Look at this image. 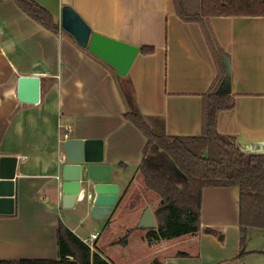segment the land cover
<instances>
[{
    "label": "crops",
    "instance_id": "obj_1",
    "mask_svg": "<svg viewBox=\"0 0 264 264\" xmlns=\"http://www.w3.org/2000/svg\"><path fill=\"white\" fill-rule=\"evenodd\" d=\"M34 1L52 14L58 30L31 18L14 0H0V156L17 157L14 212L0 214V259H57L60 222L113 264H149L155 258L187 264L191 256L200 264H229L240 251L237 186L202 188L200 228L194 233L154 239L149 229L136 227L143 208L154 214L156 207L133 202L145 194L138 165L147 138L125 113L139 112L159 134L200 135L202 97L218 74L211 47H220L223 76L216 91L232 94L234 106L218 112L216 129L247 150L263 148L264 16H211L207 38L198 22L176 14L173 0ZM63 5H71L92 31L153 51L138 50L127 74L119 75L60 27ZM31 74L40 78V99L21 102L17 79ZM64 133L102 139L104 162L118 185L106 217L62 206L53 178ZM154 162L172 179L162 150ZM85 192L93 197L91 189ZM91 233L97 237L89 239Z\"/></svg>",
    "mask_w": 264,
    "mask_h": 264
},
{
    "label": "trees",
    "instance_id": "obj_2",
    "mask_svg": "<svg viewBox=\"0 0 264 264\" xmlns=\"http://www.w3.org/2000/svg\"><path fill=\"white\" fill-rule=\"evenodd\" d=\"M31 18L56 31L52 14L34 0H14ZM176 14L183 21L198 22L204 34L211 32L207 20L211 16H264V0H173ZM88 50V49H87ZM218 66V74L209 91L203 94L200 135H163L154 132L143 116L127 111L131 120L147 140L143 158L138 165L145 186L159 196L154 210L157 226L148 230L154 239L172 238L194 233L200 228V201L205 186H237L239 190L240 251L249 229L264 232V147L247 150L234 136L221 134L216 129L219 111L234 106V96L217 92L223 76L221 48L211 47ZM139 51L150 53L152 46H140ZM123 95L126 93L122 90ZM162 150L183 173L185 184L180 186L154 162V154ZM219 239L222 234L205 228ZM57 259H0V264H113L97 249L80 239L60 222L57 228ZM149 264H162L157 258Z\"/></svg>",
    "mask_w": 264,
    "mask_h": 264
},
{
    "label": "water",
    "instance_id": "obj_3",
    "mask_svg": "<svg viewBox=\"0 0 264 264\" xmlns=\"http://www.w3.org/2000/svg\"><path fill=\"white\" fill-rule=\"evenodd\" d=\"M60 27L79 46L87 48L90 53L114 67L121 76L127 74L139 50L136 45L92 31L71 5L62 6ZM16 95L21 102L37 103L40 99L39 76L20 75ZM61 146L63 158L58 161V173L53 179L62 206L76 212H85L93 218L106 217L118 198V185L112 181L111 164L104 162L102 139L67 137ZM16 164V156H0V214L14 212ZM176 169L183 179V173ZM87 188L92 190L93 197L78 199ZM156 226L151 208L145 206L136 227L151 229Z\"/></svg>",
    "mask_w": 264,
    "mask_h": 264
},
{
    "label": "rangeland",
    "instance_id": "obj_4",
    "mask_svg": "<svg viewBox=\"0 0 264 264\" xmlns=\"http://www.w3.org/2000/svg\"><path fill=\"white\" fill-rule=\"evenodd\" d=\"M170 159V158H169ZM170 169H168L169 175L172 177L174 181H176L178 184V181H184V178L182 179L181 174L176 169L175 164L170 159ZM142 174V173H141ZM143 176V175H142ZM181 177V180L180 177ZM143 199H141V196L134 197L133 202L140 205V207L146 203L151 204L153 207H156L158 203L159 196L152 190L148 189L144 184V177H143ZM141 200V201H140ZM140 201V202H139ZM87 221H90L89 219ZM88 223L85 222L84 228L82 229V232H85V234L88 232ZM101 230V227L98 228V231ZM246 241L243 246V254L241 256H237L235 258H232L229 260V264H264V233L261 232L258 229H249L246 235ZM229 244L226 248V251H230L232 249V235L229 233ZM197 245V240L194 241L193 246ZM191 247V246H190ZM241 249V247H240ZM205 260V259H204ZM206 262V260H205ZM187 264H200L199 258L196 256H191L188 259H186Z\"/></svg>",
    "mask_w": 264,
    "mask_h": 264
},
{
    "label": "built area",
    "instance_id": "obj_5",
    "mask_svg": "<svg viewBox=\"0 0 264 264\" xmlns=\"http://www.w3.org/2000/svg\"><path fill=\"white\" fill-rule=\"evenodd\" d=\"M69 128L70 127H68L67 129L69 130ZM65 138H67V133H64L63 134V139H65ZM92 198V193H90V192H81V194H80V196L78 197V199H80V200H83V199H91ZM97 237V234L96 233H91L90 234V237H89V239H94V238H96Z\"/></svg>",
    "mask_w": 264,
    "mask_h": 264
}]
</instances>
